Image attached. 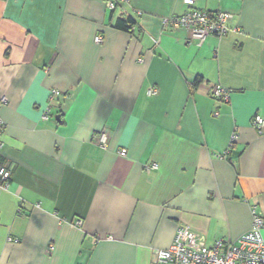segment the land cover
I'll list each match as a JSON object with an SVG mask.
<instances>
[{"label":"crops","instance_id":"0c3cea01","mask_svg":"<svg viewBox=\"0 0 264 264\" xmlns=\"http://www.w3.org/2000/svg\"><path fill=\"white\" fill-rule=\"evenodd\" d=\"M106 1L0 0V264H155L177 225L234 242L253 206L264 241V0H196L236 28L200 46L161 26L179 0Z\"/></svg>","mask_w":264,"mask_h":264},{"label":"built area","instance_id":"2783aa9c","mask_svg":"<svg viewBox=\"0 0 264 264\" xmlns=\"http://www.w3.org/2000/svg\"><path fill=\"white\" fill-rule=\"evenodd\" d=\"M187 9L180 15H170L161 19L163 28L180 29L187 33L188 38L196 41L200 46L206 37L214 35L221 37L227 32L235 30V27H230L232 14L215 11L207 12L199 10L195 7L196 0H179ZM115 1L107 0L105 6L109 10L115 8ZM101 36H96L94 42L101 43ZM148 95H154L155 91L149 89ZM60 94L56 89L51 90L50 98ZM211 95L220 102H228L229 90L215 85L211 89ZM6 103V99L0 100V107ZM50 112V103L45 108L41 115L43 120L48 119ZM251 127L261 132L264 128V119L255 115L250 121ZM4 130V123L0 118V150L2 149L1 134ZM93 142L98 147L104 149L107 142V134L101 131L93 137ZM237 139L236 130L230 134L228 148L223 154H218V157H224L230 147ZM120 156H125L126 151L120 149ZM157 164L151 163L145 165L146 171L156 169ZM11 177L10 167L0 164V186L6 188ZM251 225L250 228L242 233L234 242H224L220 239L215 240L209 246L203 235L191 231L187 226L177 225L174 231L172 240L169 246L165 249L156 250L154 252L155 264H264V241L261 235L263 227L262 218L257 214L255 207L251 208ZM73 225L81 227L82 220L76 218L73 220ZM7 241L16 242V240L7 238ZM53 247L50 246L51 250Z\"/></svg>","mask_w":264,"mask_h":264},{"label":"trees","instance_id":"16d2710c","mask_svg":"<svg viewBox=\"0 0 264 264\" xmlns=\"http://www.w3.org/2000/svg\"><path fill=\"white\" fill-rule=\"evenodd\" d=\"M133 26H134V21L130 17H125V18L118 17L113 22L114 28L125 31V32H132ZM199 81H200V79H196L194 81V84L191 86V88H193ZM0 164L4 165L6 167H9V166L3 164L1 160H0Z\"/></svg>","mask_w":264,"mask_h":264}]
</instances>
